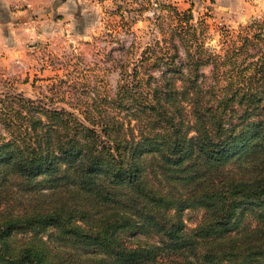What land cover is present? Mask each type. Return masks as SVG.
<instances>
[{
    "label": "trees",
    "instance_id": "1",
    "mask_svg": "<svg viewBox=\"0 0 264 264\" xmlns=\"http://www.w3.org/2000/svg\"><path fill=\"white\" fill-rule=\"evenodd\" d=\"M181 29L78 114L0 96V264H264V20Z\"/></svg>",
    "mask_w": 264,
    "mask_h": 264
},
{
    "label": "rangeland",
    "instance_id": "2",
    "mask_svg": "<svg viewBox=\"0 0 264 264\" xmlns=\"http://www.w3.org/2000/svg\"><path fill=\"white\" fill-rule=\"evenodd\" d=\"M66 5L62 15L28 18V24L1 34L0 96L46 97L78 114L80 101L114 96L119 62L139 63L148 48L156 56L169 52L181 27L214 55L224 54L231 35L264 20V0H68ZM179 52L184 59L183 47ZM153 64L154 56L145 65L158 76ZM210 70L201 68L207 76ZM201 214L186 211L187 226H195Z\"/></svg>",
    "mask_w": 264,
    "mask_h": 264
},
{
    "label": "crops",
    "instance_id": "3",
    "mask_svg": "<svg viewBox=\"0 0 264 264\" xmlns=\"http://www.w3.org/2000/svg\"><path fill=\"white\" fill-rule=\"evenodd\" d=\"M67 2L68 0H0V36L18 28L20 22L28 24V18L40 20L49 18L52 13L62 15L61 8L67 7Z\"/></svg>",
    "mask_w": 264,
    "mask_h": 264
}]
</instances>
